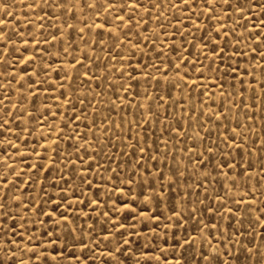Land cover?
Here are the masks:
<instances>
[{
    "label": "snow or ice",
    "instance_id": "1",
    "mask_svg": "<svg viewBox=\"0 0 264 264\" xmlns=\"http://www.w3.org/2000/svg\"><path fill=\"white\" fill-rule=\"evenodd\" d=\"M24 6L39 9L43 13L33 22L36 28L44 29V21L49 20L48 26L55 29V34L50 32L46 39L38 40L34 32L30 31L25 37L18 29L9 32L8 21L0 20V136L3 137L0 139V163L8 170V175L0 179V192L8 189L0 196V264H55L57 258L66 260L67 264H125V260H121L125 253L134 257L133 264H167L165 253H171L175 258L173 264H264V232L260 233V241L253 238L244 243L241 239L244 237L241 227H244L245 216L248 217L246 231H255L253 217L256 223L264 221V201L257 200V193L264 196V135H257L252 139V144H258L259 151L248 146L253 128L247 121L253 117L246 112L244 121H241L238 117L230 118L231 108L225 107L224 104L216 111L208 107V120L200 124L196 135H192L185 128L182 119L177 121L179 126L167 124L161 127L166 124L165 118L174 117L170 116L168 108L160 111L163 107L160 101L164 99L161 94L166 93L167 100L172 101L173 90L177 93L183 92L181 82L185 87L201 91L202 81L211 80L222 90L221 99L231 101L230 94L223 95L224 84H230L241 97L240 101L232 105L237 111L241 108H252V104L244 99V92L254 93L253 103L256 100H264V19H261L259 24L252 23L250 19L253 13L257 17L264 16V0H32V3H25ZM11 7L7 0H0V8L3 9L5 17L13 16ZM50 12L52 16H49ZM60 16L66 17L63 25L72 30L67 35L56 22ZM53 17L56 19L53 20ZM200 21L207 23L202 26ZM249 23H252L251 28ZM79 24L84 27H79ZM170 28L175 29L173 35L179 33L184 37L179 49L162 39L169 38ZM85 29L91 33L87 38ZM239 29L247 31H238ZM196 32L203 33L199 37V45L194 40H188V37H195ZM185 33L187 36H184ZM157 41L164 47L158 48ZM42 43L50 44L51 48L45 52V49L40 47ZM186 43H191L196 51L184 55L187 50ZM81 44L86 47L81 48ZM241 44L253 54V59L243 67L228 63L226 70L221 73L217 60L224 64L226 60L243 55L239 47ZM234 46L236 51L228 57L227 50ZM126 48L131 50L135 62L129 60ZM164 48H169L176 56L165 59ZM117 49L119 51H116ZM97 51L104 55H96ZM76 52H79V55H75ZM21 53L24 55L23 60ZM38 57L44 61L43 64L36 63ZM257 58L259 65L254 64ZM48 59H51L52 63H48ZM177 59L179 63L176 62ZM102 60L108 62L103 65L97 63ZM205 60H209L207 65ZM112 61L116 63L113 64ZM19 63L32 65L31 72L27 67L18 69L16 65ZM125 64L127 68L124 67ZM101 68L107 73L103 80L97 76ZM256 68L259 69V77L255 73ZM40 73L46 78L41 79ZM52 73H55L54 80L51 79ZM246 75L256 82L255 85L247 83L244 79ZM113 76L116 77L115 80L112 79ZM220 80H223L224 84H221ZM12 81L16 83L13 84ZM93 81L101 92L89 88ZM142 81L146 82L148 87H144ZM133 84L136 86L135 90ZM256 87L261 88L260 93L255 92ZM40 88L45 92L52 89L59 93L49 96L50 101H59L63 97L65 104L73 107L84 105L83 109L79 110L82 115L69 117L75 127L64 121L63 128L49 125L47 132L41 133L46 143L40 147L55 153L54 157H49L47 152H38L35 147H29L28 137L33 135V122L37 130L43 129L45 112L52 114L50 104L37 102ZM203 88L207 89V85H203ZM82 90H88L92 95H79ZM106 90L111 91L119 105L115 101H108L112 107L100 114V120L103 122L101 126L96 120H88V110L93 101H96L92 110L100 113L99 105L103 100L98 97ZM9 91L15 100L6 95ZM125 94H131L140 112L139 119L128 123L136 130L144 128L145 125L147 128L144 129L143 139L138 134L133 136L132 131H129L128 136L121 141L126 147L121 149L118 144L113 143L114 139L120 141V137L115 136L112 128L121 133L123 129L114 120L109 119V113L120 105H125ZM201 95L212 98L210 91H203ZM197 100H200L199 96ZM5 101L8 103L5 104ZM212 103L215 104V100H212ZM171 106L170 103L169 108ZM13 109L15 115L12 114ZM196 111L195 107L191 109L193 114H196ZM204 114V109H201L199 115ZM180 115L183 117V113ZM216 116L220 117L218 126L224 131L213 141L212 132L207 131L204 125ZM192 119L193 116L189 115V123ZM86 120L87 131L78 135L80 123ZM224 120L229 123L225 125ZM121 123H124L123 119ZM197 123L199 124V121ZM93 129L103 133V137L94 139L90 144L88 133L92 132L93 137L97 135ZM150 129L158 130L160 135L152 139L147 135ZM199 132H205V135L201 137ZM9 135L15 139H9ZM129 137L135 139V145L129 141ZM81 139H84V144L72 143ZM181 139L185 141L183 147L179 144ZM188 140H191V145L187 143ZM64 143L71 147L72 152L65 153L61 161L63 167H56ZM110 145L116 147L117 152L127 159H121L116 154L109 156L107 150ZM161 147L165 149L164 152L160 151ZM81 148H84L83 153ZM12 149L19 154L21 164H24L30 155L40 156L44 162L30 163L26 170L17 171V166H14L15 156L10 152ZM73 155L76 157L75 162L72 160ZM97 156L109 161L105 171L115 176V181L113 175L104 180V183L112 185L109 191L116 194L117 200L121 196L129 198L127 202L121 201L122 209H117L113 200L112 206L100 213L108 217V221L113 224L112 231L105 228L97 232L95 223L81 221V217L91 219L88 212H81L79 215L73 212L72 201L77 206L83 203L77 186L72 184L73 179H78V187L85 191L93 189L94 186L97 188V198H90L86 207L101 204L99 190L103 184L94 185L93 180L89 179L101 167L96 160ZM253 157L258 162L254 163ZM10 160L13 164H9ZM150 161L155 162V167ZM81 162L86 164L87 168L82 167ZM161 162L167 168V173L160 167ZM73 164L74 166L69 168V165ZM113 164L116 165L115 168L112 167ZM53 168L66 187L52 183L51 187L58 189L54 195L45 191L43 197L47 198H41L40 204H37L35 197L29 199L27 205L24 204L22 195L19 194L22 176L26 172L36 176L34 180L33 175H29L27 181L34 190L37 183L43 184L47 180ZM64 168H69L70 175L67 179L65 174H62ZM37 173L47 175H36ZM9 175L13 177L11 181ZM173 188H180L181 193H174ZM176 195L180 196L178 201L175 199ZM23 196H29L27 189ZM108 199L104 202L108 203ZM16 204L35 213L36 218L32 224L38 223L45 229L41 237H35L32 230L26 228L27 220L17 224L16 216L11 214V208ZM49 204L52 207L47 210L41 206ZM161 208L171 209V215H164V212L160 211ZM5 209L8 211H3ZM121 210L134 213L138 217L137 223H140V217L144 219V227L147 229L145 235H148L150 240L159 237L161 233L154 230L149 222L155 223L159 228L160 217L164 215L168 224L163 232V247L154 245L152 255L143 248L137 249L138 256L133 253L132 241L125 236L126 232L128 235L132 234L128 232L129 226L123 221L113 220V217L119 216ZM225 210L230 214L227 219ZM23 215L20 213L21 218ZM8 221H11V224ZM233 223L237 225L235 229ZM189 227L191 232L188 231ZM18 228L23 231H18ZM261 228H264V223H261ZM167 229H172L171 246ZM94 233L105 241L103 250ZM53 241H63L62 250L59 243L53 246ZM70 248L73 250L69 251ZM76 249L81 255H77Z\"/></svg>",
    "mask_w": 264,
    "mask_h": 264
},
{
    "label": "rangeland",
    "instance_id": "2",
    "mask_svg": "<svg viewBox=\"0 0 264 264\" xmlns=\"http://www.w3.org/2000/svg\"><path fill=\"white\" fill-rule=\"evenodd\" d=\"M7 3H9L10 5H12L11 7V12L13 14V16H9V17H5L3 15V9L0 8V20H7L8 21V29L9 32H11L13 29H18L20 32L24 33L25 37L28 36V33L30 31H33L34 34L36 35V38L38 40H43L46 39L48 36V33H53L55 34V29L54 28H50L48 25L50 23L49 20H45L44 21V29H39L35 27V24L33 22L37 21L38 16L43 15V13H41L39 11V9H29L26 8L24 6L25 3H32V0H7ZM174 11V10H173ZM49 16H52V13H49ZM14 17V18H13ZM82 18H85L82 16ZM56 18L53 17V20H55ZM66 19V17L64 16H60L59 20L56 21L60 26H61V30L63 32H65V34L67 35L68 32L72 31L71 29L67 28V26L63 25V20ZM238 19V17H237ZM252 23L255 24H259L261 19H264V16H260L257 17L255 13H253V16L250 18ZM98 22V21H97ZM201 25L203 26L205 23V21H200ZM230 23V22H229ZM252 23H249V28L252 27ZM0 27H2V25H0ZM79 27H84L83 24H79ZM153 27H155V25H153ZM238 31H247L246 29H239ZM169 32V38H162V39H166L167 43L172 45L174 44L177 49H179V46L181 45L182 42H184V37L181 36L179 33H176L175 35H173V33L175 32L174 28H170L168 30ZM41 33H43V35H41ZM146 35L148 33H145ZM202 32H196L195 33V37H188L189 41H195L197 43V45H199V37L202 35ZM88 35H91V33H88V30L85 29V38H87ZM184 36H187V33L184 34ZM15 39V38H14ZM69 39H72V37H69ZM78 39V38H77ZM135 39V38H134ZM217 39H219V37H217ZM251 43V41L249 42ZM57 46H59V42H57ZM65 47H67V45H64ZM157 46L158 48L160 47H164L162 44H160L159 41H157ZM221 46H223V42H221ZM41 48L45 49V52L48 51V49L51 48V45H45V44H41L40 45ZM86 47V45L81 44V48ZM186 47V51L184 52V55H188L189 52H195L196 50L194 48H192L191 43H186L185 44ZM239 47L242 49L243 51V55H239L235 58H232L231 60H226L224 64H220L219 60H217V64L220 67V71L221 73H223L226 68L228 63L231 64H239L242 67L247 65L248 61H251L253 59V54L248 52V48L246 46H244L243 44L239 45ZM253 47H255V45L253 44ZM128 51V58L130 61L135 62V59L132 57V53L130 49H127ZM30 51H32V49H30ZM52 51H55V49H52ZM69 51H71V49H69ZM116 51H119V49H117ZM236 51V47H232L230 49L227 50L226 55L228 57L232 56V53ZM258 52L259 49H257V56H258ZM149 54L151 55V50H149ZM164 58L167 59L168 57L172 56H176V53H173L170 51L169 48H164ZM75 55H79V52H76ZM96 55H104L101 54L99 51H97ZM113 55H115V52H113ZM139 55V53L137 54ZM21 56V60L24 59V55L23 53L20 54ZM245 57H247V59H245ZM70 59V57H69ZM145 59H147V57H145ZM201 59H203V57H201ZM48 63H52L51 59H48L47 61ZM107 60H102V61H97V63H100L101 65H103V63H107ZM177 63H179V60H176ZM37 64H43L44 61L42 59H40L38 57L37 59ZM113 64L116 63V61H112ZM204 63L207 65L209 63V60H205ZM255 65H259L260 61L257 58L254 61ZM16 67L18 69H24L25 67H27L28 71L31 72L32 70V65H25L23 63H19L16 65ZM53 67H55V65L53 64ZM125 68H127V64L124 65ZM255 73L257 75V77H259L260 72L259 69L256 68L255 69ZM107 73H105L103 71V69L101 68V71L97 73V76L100 80H103L104 76ZM133 75H135V73H133ZM207 75V73H206ZM40 77L41 79H45L46 77H44L43 73H40ZM55 73H52V78L51 79H55ZM113 80L116 79L115 76L112 77ZM244 79L247 81L248 84L250 85H255V81L251 80L250 77H248L247 75L244 77ZM2 82V81H0ZM155 81H153L154 83ZM13 84L16 83V81H12ZM29 83H32V81H29ZM128 83H132V81H128ZM142 83L144 84V87H148L147 83L142 81ZM221 84H224L223 80H220ZM203 85H207V89L203 88ZM237 88H239V83H237ZM18 87V85H17ZM37 87H39V85H37ZM45 87H47L45 85ZM135 84H133V90H135ZM181 87H183V92L182 93H177L176 90H173V98L172 101H168L167 100V96L166 93H162L161 95L164 97V99L162 101H160V103L163 105V107L160 109L161 112H163V110L165 108L169 109V113L171 117L174 118H165L166 120V124L165 125H161V127L166 126L167 124H177L178 120H183V123L185 125V128L187 129V131L189 133H191L192 135H196L197 134V129L200 127V124H204L205 121L208 120V113H207V108L211 107L213 109V111H216L219 106L221 104H224L225 107H229L231 108V112L229 113V117H238L239 120L244 121L245 116L244 114L247 112L250 116H252L253 118L249 121H247L248 124L252 125L253 131L249 136L248 139V146L250 147H255L257 149V151H259V146L258 144L254 145L252 144V139H254L257 135H264V115H262V113H264V100H256L255 103H253L252 97L254 95V93L252 92H244V99L247 100V102L249 104H252V108L251 109H247V108H241L239 111H237V109L235 107H232V105H234L236 102L240 101L241 97L237 95L236 91L233 90V88L231 87L230 84H224V96H227L228 94L231 95L232 100L229 101L228 99H221V95H222V90L217 86V84L213 83V81L211 80H204L201 83V91H194L192 87H185L183 85V83L181 82ZM89 88L91 89H95V92H101L100 88L96 87V83L95 81H93V83L89 86ZM241 91H243V89H240ZM152 91V90H150ZM203 91H210L212 93V98L209 99L208 96L205 95H201V92ZM261 88L260 87H256L255 92L256 93H260ZM79 95H84V94H88V95H92V93L88 90H82L80 93H78ZM6 95H8L9 97H11L13 100H15L16 98L12 95V92H7ZM55 95H59L58 92H54L52 89H49L48 92H45L43 88H40V92L38 94L37 97V102L39 103L40 101H43L44 104H50L51 106V115H49L47 112H45L44 114V121H45V127L43 129H39L37 130V127L35 125V123L33 122L32 124V131H33V135L28 137V142H29V147H35L37 149L38 152L40 153H45L47 152V155L49 157H54L55 153L51 152L50 150H47L45 148L40 147V145H43L46 143V140L44 138L43 135H41L42 132H47L48 126L52 125L55 126L56 128H63L64 127V121H67L72 127H75L76 125L74 123H72V121L69 119L70 116L73 115H77L80 114L82 115V112H80V109H83L84 105H76L75 107H73L70 104H65L64 103V98L61 97V99L59 101H55L52 100L50 101L48 99L49 96H55ZM200 97V100H197V97ZM98 99L103 100V103L99 105L100 108V113H97L95 111L92 110L93 107L96 106V101H93V105L91 107H89L88 110V120H96L98 123L101 124V126H103V122L100 120V114L103 112H106L109 108L112 107L111 104L108 103L109 100L115 101V96L112 95L110 90H106L104 91V94L100 97H98ZM141 99H143V97H141ZM124 100H125V105H120L118 108H116L114 111L109 113V119L114 120L116 122V124H119L121 126V128L123 129V133H121L118 129L116 128H112V132L115 134V136L120 137V141L117 140H113L114 144H118L119 147L121 149H123L124 147H126V145L124 143H121V141H123L125 136H128L129 131H132L133 136L134 135H139L142 139L145 137V131L144 129L147 128V125L144 126V128L140 129V130H136L134 128V126L130 123H128V121H131L133 119H139L140 118V112L138 110V107L136 105V102L134 100H132V96L131 94H125L124 95ZM185 100H187V103H185ZM212 100H215V104L212 103ZM176 101H178L179 103H175ZM203 101V102H201ZM116 104L119 105V101H115ZM130 102V104H129ZM8 102L5 101V104H7ZM86 103V102H85ZM172 104V106L169 108V104ZM195 107L196 108V114L191 113V109ZM204 109L205 114L203 116L199 115L200 110ZM181 113H183V117H181ZM13 115H15V109H13L12 112ZM189 115L193 116V119L191 121V123H189L188 121V117ZM123 119L124 123H121V120ZM219 120L220 117L216 116L213 118V120L208 121L207 124H205V129L207 131H211L213 134V141L216 139V136L219 135L220 132L224 131V129L222 127H219ZM25 121L27 122V117H25ZM197 121H199V124L197 123ZM19 122V121H18ZM79 123V122H78ZM88 123V121H84L83 123H80L79 129L77 134L78 135H82L84 132L87 131L86 128V124ZM229 121L228 120H224V124H228ZM235 124V121H233V126ZM177 126H179L177 124ZM94 132H97L96 137L92 136V132L88 133V143H93L94 139H98V138H102L103 137V133H100L97 131V129H93ZM147 135L149 137H152V139H155L156 136H159L160 133L158 130L155 129H150L147 132ZM199 135L201 137H203L205 135V132H199ZM9 139H15L14 136L9 135L8 136ZM0 139H3L2 136H0ZM163 139V138H162ZM221 139H223V137H221ZM129 141L135 145L136 141L135 139H133L132 137H129ZM73 144H84V139H81L80 141H72ZM185 141L184 140H180L179 144L180 147L184 146ZM187 143L189 145H191V140H188ZM175 142H173V146H174ZM153 147H156V145H152ZM63 150L60 152V158L57 159V165L56 167H63L61 161L63 160L65 153L66 152H72L71 147H69V145L67 143H64L62 145ZM95 147V144H93V148ZM22 152L24 151L23 149L21 150ZM81 153L84 152V148L80 149ZM89 151H91V149H89ZM128 151H131V149H128ZM161 152H164L165 149L163 147L160 148ZM10 152L15 156V164L14 166H17V171H20L21 169H27V165L30 163H36L37 161L40 162H44L42 157L40 156H29V159L24 163L21 164L20 163V156L19 154H16L14 149L10 150ZM185 152H187V150H185ZM107 154L109 156L116 154L117 156H120L121 159H127L126 157L122 156V153H118L117 152V148L116 147H112L111 145L108 147L107 150ZM178 155V153H177ZM205 155H207V153H205ZM72 160L73 162H75L76 157L75 155L72 156ZM96 160L99 161L101 167L98 168L95 173L94 176L89 177V179L93 180V184L97 185V184H103V187L99 190V198H101V204L99 206L93 205L91 208L86 207V205L88 204L90 198H97V188L94 186L93 189L85 191L84 189H81L78 187L79 185V180L78 179H73L72 180V184L74 186H77V192L80 193V199L83 201L82 204H80L79 206H77L75 204L74 201H72L73 203V212L76 215H79V213L81 212H88L89 216L91 217V219H89V217H81V221H87L88 223H95L96 225V229L97 232H100L101 229H107L108 231H112L113 230V224L110 223L108 221V217L100 215V213L107 211V209L109 207L112 206V201L115 200V206L117 209H122L123 205L121 204V201H125L127 202V200L129 199L128 197L125 196H121L120 199H116V194H114L113 192L109 191V189L112 188L111 184L108 183H104V180L107 179V176L109 175H113L110 172L105 171V168L107 167V164L109 163V161L102 157V156H97ZM253 161H256L255 157H253ZM169 162L171 163V157H169ZM153 167H155V162H149ZM9 164H13V161H9ZM73 165H69L70 167H73ZM81 166L84 168H87L86 164H83V162H81ZM113 168L116 167L115 164L112 165ZM160 167L165 171V173H167V168L164 166V163L161 162ZM69 168H64V172L62 174H65V178L67 179L68 175H70L69 173ZM129 171H131V169H129ZM5 175H8V170L6 168H4L3 164L0 163V179H3V177ZM29 175H33L31 172H26V174H24L22 176V180H21V184L19 186V194L22 195V198L24 200V204H28L29 199H31L32 197L36 198V202L37 204H40L41 198L46 199L47 197H43V192L47 191L49 194H53L58 191V189H53L51 187L52 183H58L60 185H64V182L62 180H59V177L56 174V169L53 168L51 175H48L47 180L44 181L43 184L37 183L35 185V188L33 190L32 186L29 185L27 183L28 181V176ZM36 175H47L46 173H37ZM9 181H11L13 179L12 176L9 175ZM36 176L33 175V179L35 180ZM113 180L115 181V176L113 175ZM191 183V182H190ZM181 184H183V181H181ZM66 187V185H64ZM29 191V196H23V193L25 192V190ZM8 189H4L3 192H7ZM127 191V189H126ZM172 191L174 193H181V189L180 188H173ZM3 192H0V196L3 195ZM62 195V193H61ZM55 198V197H54ZM110 198V199H108ZM108 199V203H105L104 200ZM175 199L178 201L180 199L179 195L175 196ZM257 200L259 201H264V196H261L259 193H257ZM2 202V201H0ZM43 207H45V210H47L48 208H51L52 205H41ZM230 206V205H229ZM63 210V209H61ZM3 211H8V209H5ZM160 211L164 212V215H171V209L168 208H161ZM20 213H23V218H21ZM11 214L13 216H16V222L17 224L19 223H24L25 220L28 221V223L26 224V228H29L32 230V233L34 234L35 237H41L45 231L44 228H42L38 223L33 225L32 221L35 220V213L29 212L27 211L26 208H21L19 206V204L13 205V207L11 208ZM164 215H162L160 217V226L159 228H157L156 224L153 222H149L150 226L156 230L159 231L161 233V235L159 237H156L155 239L150 240L148 235H145V233H147V229L144 227V219L142 217L139 218L140 223H137V219L138 217L134 214V213H129L126 210H121L119 212V216L118 217H113V220L116 222L119 221H123L126 225L129 226L128 228V232H131V235H128V233H125V236L127 239L132 241V252L136 253V255L138 256L139 253L137 252V249L143 248L145 251H148L149 255L153 254L154 249V245H160L161 247H163V232L166 230V226L168 224V221L164 219ZM230 214L227 213V211L225 210V217L227 219V217ZM0 219H2V212H0ZM41 219H45L44 217H41ZM247 222H248V217L245 216L243 218V224L244 227H241V231L244 232V237H242L241 239L243 240L244 243H247V241L249 239H256L257 241L261 240V236L260 233L264 232V228H261V223H264V221H261V223H256L255 222V218L253 217V229L255 231H246L247 228ZM9 224H11V221H8ZM45 223L47 224V220H45ZM173 223H175V217H173ZM222 224H225L224 221L221 222ZM13 227H15V225H12ZM237 227V225H235L233 223V229H235ZM18 231H23L21 229H17ZM136 230V231H133ZM123 231V230H121ZM169 236V246L172 245L173 240H172V229H167ZM188 231L191 232V227L188 228ZM95 239L99 240L100 244H101V250H103V246L105 241L99 237L96 236V234H93ZM179 237V234L177 235V238ZM59 243V245L61 246V250L63 248V241H53V246H55V244ZM73 249H69V251H72ZM179 250V249H178ZM49 251H51V247H49ZM77 251V255H81V253L79 252L78 249H76ZM230 251H235L234 249H230ZM53 255H55V253H53ZM165 258L167 261V264H173V260L175 259L171 253H165ZM121 260H125V264H133L134 261V257L130 254V253H125V256L121 257ZM55 264H67V261H61L59 258H57V261L55 262Z\"/></svg>",
    "mask_w": 264,
    "mask_h": 264
}]
</instances>
